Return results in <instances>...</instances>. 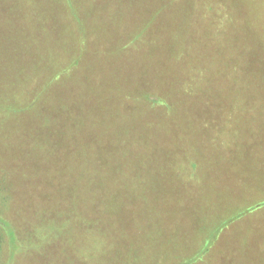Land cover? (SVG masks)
<instances>
[{
  "label": "rangeland",
  "instance_id": "rangeland-1",
  "mask_svg": "<svg viewBox=\"0 0 264 264\" xmlns=\"http://www.w3.org/2000/svg\"><path fill=\"white\" fill-rule=\"evenodd\" d=\"M73 1L81 4L80 7H84L81 8V12L85 19L81 24L66 20L65 14L61 12L62 0H0L2 9L0 31L9 34L14 30L32 29L29 32L31 34L35 30L34 41L26 40L25 44L29 54L34 57V66L39 62L37 68L41 65L43 70L48 71L54 63L53 51L56 48L67 49L69 46L65 32L75 26L86 27L91 40L90 44L98 50L94 49L91 53L93 60L89 59V54L88 66L82 72L83 79L64 84L62 91L68 93V109L76 114L87 110L97 111L102 107L99 105L101 101L115 113L123 108L134 106L131 108L132 113L129 118L113 117L112 120H117L118 123H129L134 131L137 128H144L148 134L145 141L140 142L141 145L134 141V137L130 139L133 142L131 147L135 154L138 155V152L142 151L139 157L132 156L134 166L131 170L135 174L136 166L139 165V178L142 180L143 187L149 189L140 199H133L134 204L131 205L130 214L134 211L135 222L142 219L145 224L152 218L148 213L157 216L154 198H160L167 192L172 196L165 197L163 207L160 208L162 213H165L169 212L172 206L174 207L176 191L185 187L194 189L196 181H192L188 173V167L194 162L200 170L196 177L199 178L202 175L209 177L207 170L211 160H213V166L219 169L224 162V157L229 159L241 154L238 143L234 141L232 134L229 136L224 134L223 127L228 130L229 124H235L243 112L248 113L250 120L255 118L257 112H264L263 108L257 110V108L247 107L243 110L245 104H255L264 98V73L262 72L264 0ZM135 35L136 37L142 35L140 36L142 39L135 41L134 46L129 45V51L124 52L122 44L124 42L126 44L127 40L134 38ZM12 41L18 46L21 44L18 36H15ZM7 58H10L11 62L8 63L4 58H0L1 72L8 70L12 75H16L22 62L16 59L14 54ZM35 71L34 68V73ZM37 75L34 74V78ZM178 77H180L179 80H177ZM190 78L193 79L197 92L193 94L189 102L175 106L177 110L171 117L151 121L139 112V108L143 111L145 106L152 104L150 97L157 100L154 97L157 91L154 93L147 91L168 88L181 93L187 90L188 85H185V82ZM10 86L12 84H7L5 89ZM119 89L133 92L136 98L141 97L140 101L120 100L122 97ZM57 105L60 108L64 103L59 101ZM147 110L150 108L148 107ZM59 112H54V116L51 114L52 119L49 121L51 124L43 120L35 128V141L23 140L26 143L23 145L26 154L17 153V155L15 153L17 149L11 148L12 156H15L14 154L19 156L18 166L22 159L27 162L26 165L23 164L26 174L24 179L11 172L13 170L9 164L12 160L5 158V152L9 155L10 152L8 146L4 147V145L6 143L10 146V139L1 141L0 215L11 220L14 211L21 209L22 211L17 215L18 218H14L13 224L20 235V243H24L23 246L31 245L27 249L29 251H24L25 248L17 247V240L10 237V249L12 248L10 251L9 242L2 234L0 261H4V264H7V259L11 258V253L12 255L16 253L14 264H37L35 261L38 259L45 264L49 261L48 264H59L57 260H63L69 255L76 260L73 264L84 262L100 264L96 259H90V262H87L84 253L80 252L82 249L80 246H74L76 250L69 246L64 247L65 238L56 235H53L51 239L49 255L44 252L39 257L40 253L34 251V238L25 233V229L30 228L27 225L34 226L35 222L34 178L31 179L29 175L35 173L34 175L37 176L38 173L43 174L48 169L49 172L57 169L61 172L58 173L61 175L58 182L64 188H68L66 171L63 172L64 166H67L65 148L70 141L69 138L80 135L81 130L71 129L70 123L66 121H58L56 117ZM163 112L164 109L161 108L151 110L153 116L162 115ZM204 120L212 125L209 135L200 133V136L192 137L190 132H184L192 126H201ZM247 127L253 131L256 129L253 124ZM60 130L63 134H60ZM19 138L11 139L13 143L16 141V148H20L17 143ZM16 163L13 160V164ZM10 173L11 175H8ZM110 184L103 186L107 187ZM59 189L58 195H61L63 188ZM185 202H182L180 206L185 205ZM263 203L257 201L255 206L259 207ZM74 207H70V210ZM80 207L84 208L79 204L76 208ZM247 209L246 206L233 209L230 215L231 220L239 217ZM262 209L264 206L255 211L261 212ZM158 217L159 224L160 222L162 224L165 215L159 212ZM262 219L252 221L249 216L239 218L238 222L246 224L247 229L238 230V235L229 244L228 240L225 246L220 248L222 251L214 256L216 259L213 258L212 262L228 264L234 261V264H241L244 260L248 264H264L263 216ZM18 221L24 222L20 225ZM79 221L72 220L68 224L72 226ZM225 222L226 217H220L213 226L206 229V237L201 243L200 250L195 248L192 250L196 252V257L203 255L209 247V242ZM179 223L182 224V222ZM162 228L158 227L156 222L150 223L149 234L155 239L153 242H147L150 252L164 250V243H156V235L161 229L164 235L175 232L178 223L166 221ZM243 233L247 234L245 240L241 239ZM254 235L261 238L259 247L257 240H253ZM24 236L28 239L22 242ZM120 241L124 244L126 239L120 238ZM154 244L160 247H154ZM244 245H247L245 249ZM230 252L233 255H230ZM54 257L57 259L55 260Z\"/></svg>",
  "mask_w": 264,
  "mask_h": 264
},
{
  "label": "trees",
  "instance_id": "trees-1",
  "mask_svg": "<svg viewBox=\"0 0 264 264\" xmlns=\"http://www.w3.org/2000/svg\"><path fill=\"white\" fill-rule=\"evenodd\" d=\"M80 5L73 0H62L61 12L65 14L66 20L76 24L84 22V14L81 12V8L84 7H80ZM30 30L32 29L14 30L9 34L0 31V58H4L9 63L11 60L7 57L14 54L15 58L22 62L16 75H12L8 70L1 72L0 64V144L2 145V139H6V141L10 139L11 145L5 143L4 147L7 145L10 152V155L5 152V158L12 160L9 164L13 170L11 172L23 179L26 177L23 167L27 162L20 157L22 162L20 161L18 166L19 156H17L27 153L23 148V145L26 144L23 140L32 141L33 139L35 141V128L43 120L47 121L45 123L51 124L49 121L52 119L51 114L54 116V112L60 111L56 117L58 121L70 123L69 125L73 130H81L80 135L69 138L70 141L65 148L67 166H64L63 172L66 171L65 177L68 188H64L58 182L61 176L58 173L61 172L57 169L53 172H49L48 169L43 174L38 173L37 176L34 175L35 173L29 175L31 179L34 178L35 222L34 226L27 225L30 228L25 229V233L34 238V251L40 253L39 257L44 252L49 255L51 239L54 237L53 235H56L65 238L64 247L80 246L82 248L80 252L84 253L87 262H90V259H96L99 260L100 264H196L198 260H202L207 250L203 255L188 256L189 258L179 263L176 257L180 256L183 250L173 244L171 245L172 241L163 238L166 236L164 234L159 238L156 235V243H164V250L162 252L158 250L150 252L147 242H153L155 239L149 234V221L144 224L145 221L141 219L136 223L135 212L130 214L131 205L134 204L133 199H140L149 190L143 187L142 180L139 178V165H135V174L131 170L134 166L133 157H139L142 151L140 152L139 147H137L139 152L138 155L135 154L131 147L133 142L130 139L134 137V141L141 145L140 142L145 141L148 134L144 128H137L134 131L129 123H118L112 118H129L132 113L131 108L134 106L123 108L115 113L101 101L99 105L102 107L97 111L87 110L79 114L67 107L69 96L68 93L62 91V87L66 83L82 80V72L88 66L89 54V59H94L91 53L96 47L90 44L91 40L86 27L75 26L65 32L68 36L69 46L67 49L56 48L53 51L55 59L53 66L48 71L43 70L41 65L37 68L39 62L34 66V57L29 54V49L25 44L26 40L34 41L35 30L31 34L29 33ZM15 36L19 37L20 46L13 43L12 39ZM140 36L142 35L138 37L135 35L134 38L128 39L126 44L124 42L122 44L123 51L128 52L129 45L134 46L136 42L142 39ZM262 72L264 73V67ZM34 74L38 75L34 78ZM7 84H12V86L5 89ZM186 84L188 85L187 90L181 93L171 91L168 88L147 91L153 93L157 91L154 96L157 100L155 101L153 97H150L149 99L152 101V104L148 106L150 110H147L148 107L145 106L143 111L139 108V112L150 118L151 121L171 117L177 110L174 108L175 106L189 102L193 94L197 92L194 88L193 79H188ZM119 91L122 97L120 100L126 99L136 102L141 99V97L136 98L134 93L129 90L119 89ZM59 101L64 103L60 108L57 105ZM215 101L218 103L217 100ZM81 103L84 104L85 102ZM157 108L164 109V112L162 115L153 116L151 110ZM9 121L11 123H8ZM207 122L204 120L201 126H192L191 129L187 128L184 132H190L192 137L200 136V133L209 135L212 125L207 124ZM60 134H63L61 130ZM15 137H20L17 142L20 148L15 147L16 141L14 143L11 141ZM11 148L17 149L15 153L18 154L12 156ZM13 160L17 163L13 164ZM198 171L200 170L195 162L188 167L189 176L192 181H196V185L193 186L194 189L185 187L184 191H176L174 198H180L179 193H184L186 199L195 200L198 198L196 196V191L200 186L198 185L199 178L196 177ZM188 180L190 181L189 177ZM104 184L110 185L104 187ZM59 188H63L61 195H58ZM167 196L171 195L167 192L160 198H154L155 203L163 204ZM176 202V205L179 206V201ZM78 204L84 208H76ZM73 206H75L73 210H70V207ZM190 208L189 205L188 210ZM20 211L22 210L14 211L11 220L0 215V236L3 234L9 242L10 251L12 250V248L10 249V237H14L17 240V247L25 248L24 251H29L27 249L31 246H23L24 243H20V235L13 224L15 223L14 218H18L17 215ZM148 215L153 217L150 213ZM69 217L73 218L72 220L78 219L80 221L71 226L68 224L72 221ZM108 218L111 220L109 221ZM115 238L117 240H114ZM120 238L126 239L124 244ZM27 239L24 236L22 242ZM154 247L160 246L154 244ZM15 255L11 253V258L7 259L6 263L14 264ZM37 261H35L37 264H45L40 259ZM73 261L76 260L70 255L63 260H57L59 264H73ZM0 264H4V261H0Z\"/></svg>",
  "mask_w": 264,
  "mask_h": 264
},
{
  "label": "crops",
  "instance_id": "crops-1",
  "mask_svg": "<svg viewBox=\"0 0 264 264\" xmlns=\"http://www.w3.org/2000/svg\"><path fill=\"white\" fill-rule=\"evenodd\" d=\"M255 104L257 105L254 106ZM255 104H245L243 110L247 107L257 108V110L263 108L264 110V98ZM247 114L241 113L235 124H229L228 130L223 127L224 134L228 136L232 134L234 141L238 143V149L241 151L238 156L239 160L238 157L229 159L224 157V162L219 169L213 166V160H211V165L207 170L209 177L199 176L198 185L200 186L196 191L198 198L195 200L186 199L184 193H179L180 198L175 199V201H179V206L176 205V202L174 207L172 206L171 210L165 213H162L160 209L163 204L155 203L157 216L150 218L149 224L156 222L158 227L162 228L166 221L178 223L175 232L163 236L162 228L157 237L163 236V238L172 241L171 245L183 250V253L176 257L179 263L190 256L197 255L192 250L194 248L200 250L201 243L206 237V229L213 226L220 217H226V222L209 242L205 257L198 260L196 264H215L212 260L216 259L214 256L222 251L220 248L225 246L228 240L229 244L238 235V230L247 229L246 224L238 222L239 218L249 216L252 221L263 220L262 216L264 218V209H262L263 212L255 211L264 206V203L259 207L255 206L257 201L264 202V112H257L255 118L251 120ZM250 124L256 128L254 131L247 127ZM227 172L230 173L227 174ZM181 191L184 190L181 189ZM184 201H186L185 205L180 206ZM189 205L191 206L190 210H188ZM240 206L243 208L246 206V209H249L231 220L232 210L239 209ZM251 206L254 207L251 208ZM159 212L165 215L162 224L158 222ZM246 238L247 234L243 233L241 239L245 240ZM253 240H257L259 247L261 238L254 235ZM246 246L244 245L243 248L245 249ZM230 255L233 254L230 252ZM228 264H234V261L228 262ZM241 264L248 263L242 260Z\"/></svg>",
  "mask_w": 264,
  "mask_h": 264
}]
</instances>
